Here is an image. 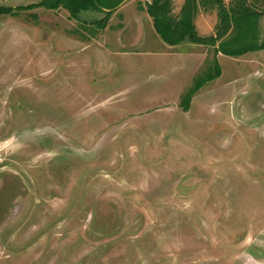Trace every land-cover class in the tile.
<instances>
[{
  "label": "rangeland",
  "instance_id": "374dc122",
  "mask_svg": "<svg viewBox=\"0 0 264 264\" xmlns=\"http://www.w3.org/2000/svg\"><path fill=\"white\" fill-rule=\"evenodd\" d=\"M113 1L103 29V11L0 14V264H264V49L216 52L264 42V0H223L213 46L169 45L150 0Z\"/></svg>",
  "mask_w": 264,
  "mask_h": 264
},
{
  "label": "trees",
  "instance_id": "16d2710c",
  "mask_svg": "<svg viewBox=\"0 0 264 264\" xmlns=\"http://www.w3.org/2000/svg\"><path fill=\"white\" fill-rule=\"evenodd\" d=\"M206 3H213L220 17V22L216 28L215 36L202 37L196 32L194 25V17L196 14L197 4L196 0H184L183 5L179 10L178 15H173L171 0H150L147 1L145 10L151 16L156 32L169 45H176L183 40H189L193 43H200L213 46L216 42L223 38V36L230 30L231 21L236 19L233 8L228 9L223 0H202ZM119 1L113 0H39L27 5H18L16 7L0 5V14L15 15L18 11L30 10L33 8H45L47 10H57L65 8L69 11L71 19L79 18V13L84 10L103 11L105 17L95 21L98 28L105 27V21L111 14L112 10L118 5ZM241 7H243V0H240ZM237 12V10H236ZM245 15L248 17L255 16L258 18L260 13H252L245 9ZM264 49V42L255 45H248L239 50H231L223 45L216 48V52H222L227 55H241L250 50ZM213 73L205 74L197 77L194 84L188 89L180 102L182 109L187 111L190 107V101L194 93L199 90L205 82L212 80L219 76V66H215Z\"/></svg>",
  "mask_w": 264,
  "mask_h": 264
},
{
  "label": "crops",
  "instance_id": "0c3cea01",
  "mask_svg": "<svg viewBox=\"0 0 264 264\" xmlns=\"http://www.w3.org/2000/svg\"><path fill=\"white\" fill-rule=\"evenodd\" d=\"M188 110H189V109H188ZM188 110H187V111H188Z\"/></svg>",
  "mask_w": 264,
  "mask_h": 264
},
{
  "label": "flooded vegetation",
  "instance_id": "af4514ba",
  "mask_svg": "<svg viewBox=\"0 0 264 264\" xmlns=\"http://www.w3.org/2000/svg\"><path fill=\"white\" fill-rule=\"evenodd\" d=\"M254 264V263H253Z\"/></svg>",
  "mask_w": 264,
  "mask_h": 264
}]
</instances>
